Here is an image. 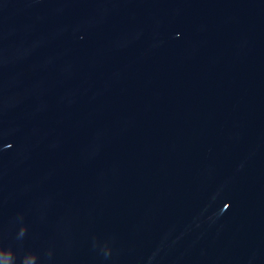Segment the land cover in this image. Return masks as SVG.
<instances>
[{
    "label": "water",
    "instance_id": "95a60500",
    "mask_svg": "<svg viewBox=\"0 0 264 264\" xmlns=\"http://www.w3.org/2000/svg\"><path fill=\"white\" fill-rule=\"evenodd\" d=\"M0 248L264 264V0H0Z\"/></svg>",
    "mask_w": 264,
    "mask_h": 264
},
{
    "label": "clouds",
    "instance_id": "9594fccd",
    "mask_svg": "<svg viewBox=\"0 0 264 264\" xmlns=\"http://www.w3.org/2000/svg\"><path fill=\"white\" fill-rule=\"evenodd\" d=\"M24 229H21L20 231V236L22 237L24 235ZM0 252H4V249L3 248H0ZM13 251L11 250H8L6 253H5V264H11L12 260H13Z\"/></svg>",
    "mask_w": 264,
    "mask_h": 264
}]
</instances>
